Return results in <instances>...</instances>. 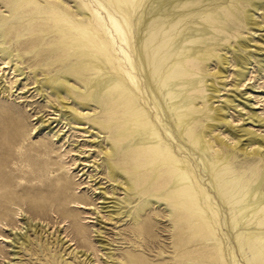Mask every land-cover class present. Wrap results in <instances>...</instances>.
<instances>
[{"label":"bare ground","instance_id":"bare-ground-1","mask_svg":"<svg viewBox=\"0 0 264 264\" xmlns=\"http://www.w3.org/2000/svg\"><path fill=\"white\" fill-rule=\"evenodd\" d=\"M27 7L26 13L34 15L29 18L34 27L39 25L33 22L37 17L48 15L44 22L46 28L32 34L58 36L55 44L49 46L50 49L60 48L58 57L48 62L49 57L45 64L38 62L40 66L49 65L46 67L49 69L43 71L42 86L51 90L59 106L73 113L70 118L73 123L84 125L92 121L89 127L97 129L98 135L107 134L109 146L100 149L107 157L108 176L113 181L124 179L125 201L132 204V194L138 195L140 200L134 211L131 207L125 211L135 213V219L143 222L141 214L149 206L168 201L171 213L179 219H192L204 242L217 245L223 264H264V178L260 176L263 167L258 164L259 161L264 164V154L259 151L262 143L255 133L247 131L252 135L251 145L256 143L257 148L252 147L248 152L246 146L239 147L248 156H259L256 162H240L238 155L227 150L235 148L241 138L234 143L236 146H231L220 137V132H215L219 124L211 120H224L220 115L223 107L213 106L210 99L211 92L220 90L214 79L210 82L208 78L198 77L205 70L203 64L218 56L215 47H211L217 38L221 36L229 41L233 37L231 31L236 27L229 24L244 11V2L94 0V5H89L85 0H74L71 6L68 0H11L10 15H0V53L6 64L2 69L15 57L12 69L14 73L20 70L21 75L24 74L20 67L25 63L23 54L17 48L11 49L3 40L19 29V24L11 20L22 16L20 11ZM243 18L248 23L245 14ZM14 36L17 34L12 39ZM111 50L121 59L118 68ZM219 58L228 63L226 54H220ZM29 68L38 83L36 71ZM3 87V92L10 89ZM65 99L74 100L79 107L66 105ZM91 103L99 109L96 114L103 120L90 118ZM158 110L162 111L164 120ZM118 155L123 159V168L117 164ZM198 167L207 172L208 183L216 196L202 183L205 179L197 175ZM152 190L154 193L149 197ZM76 203L78 209L87 207ZM32 208L39 215L46 210V206L38 204ZM15 214L20 215L18 211ZM5 215L1 211L0 219ZM226 215H229L227 233L221 227L222 216ZM0 223L4 228L8 225V222ZM5 239L0 234L2 259L5 258L2 248ZM226 249L229 260L224 254ZM46 262L53 264L50 257Z\"/></svg>","mask_w":264,"mask_h":264},{"label":"rangeland","instance_id":"rangeland-1","mask_svg":"<svg viewBox=\"0 0 264 264\" xmlns=\"http://www.w3.org/2000/svg\"><path fill=\"white\" fill-rule=\"evenodd\" d=\"M10 1L0 0V15H10ZM68 1L71 6L74 4V0ZM85 1L94 5V0ZM242 1L246 5L244 11L229 24L236 27L231 31L233 37L227 41L220 38V33L216 44L211 46L218 56L203 64L205 70L198 77L208 78L210 82L214 79L220 90L211 92V99L207 97L213 106L223 107L220 115L224 120H211L219 124L215 132H220V137L231 146H236L234 143L241 138L235 148L227 150L238 155L240 162H256L259 156H248L239 147L246 146L248 152L257 148L256 143L251 145L252 135L246 133L250 131L262 143L259 151L264 154V0ZM27 10L28 7L22 9V16L8 20L18 23L19 29L3 40L11 49L17 48L23 54L25 63L20 67L24 74L21 75L20 70L13 72L15 57L2 69L6 64L0 53V212L6 214L0 222H8L5 228L0 223V234L6 238L2 244L5 258H0V264L3 261L4 264H47L48 257L53 264H223L217 245L204 242L192 219H179L171 213L168 201L149 206L141 214L143 222L135 219V213L126 212L130 207L134 211L140 200L138 195L132 194L133 203L129 204L123 198L126 196L124 179L109 178L107 157L101 152L102 147L109 146L107 134L98 135L97 129L89 127L92 121L84 125L73 123L70 120L73 113L59 106L51 90L42 86L43 71H47L49 65L40 66L38 62L45 64L49 57L48 62L58 57L60 48L49 47L58 36L32 34L46 28L44 22L48 15L36 14L40 19L33 21L39 24L34 27L29 20L34 15L27 14ZM244 14L249 18L248 23ZM14 34L17 36L12 39ZM36 36L40 39L36 40ZM38 42L41 44L37 45ZM220 54H226L228 63L219 58ZM114 56L118 68L122 62L118 55ZM30 66L36 71L38 83L34 72L28 69ZM3 86L10 89L3 92ZM64 102L79 107L72 99ZM147 109L151 111L148 106ZM89 111L91 119H104L96 114L99 109L94 103ZM158 111L164 120L162 111ZM61 112L66 115L60 116ZM118 158L117 164L123 168V159L119 155ZM258 164L263 167L260 176L264 178V164L262 161ZM196 169L197 175L206 180L202 183L216 196L208 183L207 172L203 168ZM153 193L152 190L149 197ZM76 201L87 207L78 209ZM212 201L217 203L218 200L212 197ZM37 204L46 206L44 214L33 212L32 207ZM17 211L20 217L15 214ZM121 211L123 215H118ZM227 217L229 215L222 216L221 221L225 233L228 232ZM224 254L229 260L228 249Z\"/></svg>","mask_w":264,"mask_h":264}]
</instances>
